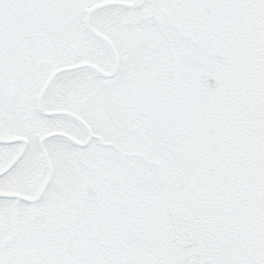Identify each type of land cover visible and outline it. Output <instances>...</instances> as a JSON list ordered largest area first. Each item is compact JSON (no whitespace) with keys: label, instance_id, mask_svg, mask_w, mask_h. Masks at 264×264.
<instances>
[{"label":"snow or ice","instance_id":"6c2138e0","mask_svg":"<svg viewBox=\"0 0 264 264\" xmlns=\"http://www.w3.org/2000/svg\"><path fill=\"white\" fill-rule=\"evenodd\" d=\"M0 264H264V0H0Z\"/></svg>","mask_w":264,"mask_h":264}]
</instances>
